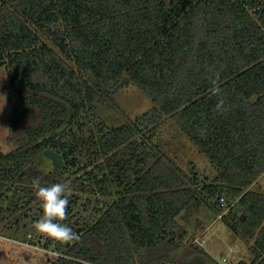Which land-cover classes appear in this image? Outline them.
I'll use <instances>...</instances> for the list:
<instances>
[{
    "label": "trees",
    "instance_id": "obj_1",
    "mask_svg": "<svg viewBox=\"0 0 264 264\" xmlns=\"http://www.w3.org/2000/svg\"><path fill=\"white\" fill-rule=\"evenodd\" d=\"M0 65L16 94L15 147L0 150V239L26 219L9 239L51 250L47 264H222L188 244L178 221L199 201L248 243V259L233 264H264V193L254 189L264 173V0H0ZM129 81L154 104L134 119L112 99ZM99 100L120 125L100 116ZM85 114L93 126L82 137L72 126ZM164 116L216 167L212 182L199 188L157 149ZM47 149L62 164L43 172ZM34 181L69 186L58 222L78 240L39 232L30 242L43 216Z\"/></svg>",
    "mask_w": 264,
    "mask_h": 264
},
{
    "label": "rangeland",
    "instance_id": "obj_2",
    "mask_svg": "<svg viewBox=\"0 0 264 264\" xmlns=\"http://www.w3.org/2000/svg\"><path fill=\"white\" fill-rule=\"evenodd\" d=\"M9 80L10 75L7 69L0 65V104H3V107L0 108V150L3 152H9L15 147L13 143L7 140L9 121L16 96L15 92L10 89ZM112 99L117 104L119 111L133 119L154 106L151 99L131 81L112 94ZM95 107L108 125L116 126L123 122L122 116L115 111L110 103L99 100L95 102ZM83 124L84 128L93 126V121L89 114L82 116L72 126V130L82 137L85 135V130L82 128ZM158 124L156 132L151 136L154 144L157 145V149L169 157L185 175L196 182L199 188L212 182L218 170L211 164L207 156L187 135L177 129L169 116H164ZM37 162L43 172H49L55 168L53 160L45 153L40 154ZM254 189L264 193V173L257 179ZM115 190L117 192L114 195L117 196L123 189L122 186H115ZM201 190L204 191L203 189ZM213 201L216 202L215 197ZM215 217L213 211L199 201L184 209L179 215L178 221L187 227V243L191 244L192 239L200 231L212 224L208 232L210 233V238L205 240L204 249L206 251L219 262H222L223 258L226 259V263L222 262V264H233L236 260L248 259V243L239 240V238L237 239V236H233L234 234L222 224L220 217L213 221ZM199 220L202 221L201 225H197ZM27 222L29 220L20 219L18 224L10 226L6 233L8 238L2 237L0 239V264L48 263V256L53 253L51 250H42L40 247L25 243L18 244L13 239H9L10 236H22L27 230V225H25ZM28 231H32L30 233H32L33 238L30 242L36 244L34 242L39 239V231L36 228ZM193 262L196 264H212L207 258L202 256H195Z\"/></svg>",
    "mask_w": 264,
    "mask_h": 264
},
{
    "label": "clouds",
    "instance_id": "obj_3",
    "mask_svg": "<svg viewBox=\"0 0 264 264\" xmlns=\"http://www.w3.org/2000/svg\"><path fill=\"white\" fill-rule=\"evenodd\" d=\"M219 94V89L215 90ZM4 102V97H3ZM223 104L221 100L217 108ZM3 104H0V108ZM36 194L42 203L43 216L36 222L35 228L42 234L63 243L78 240L79 237L71 228L59 223L66 218L70 188L65 183H55L51 186H40L38 181H34Z\"/></svg>",
    "mask_w": 264,
    "mask_h": 264
},
{
    "label": "built area",
    "instance_id": "obj_4",
    "mask_svg": "<svg viewBox=\"0 0 264 264\" xmlns=\"http://www.w3.org/2000/svg\"><path fill=\"white\" fill-rule=\"evenodd\" d=\"M220 201H222L223 200V198H221V199H219ZM218 217H220V215L218 216ZM216 220V219H215ZM210 226H212V224L210 225ZM205 227L202 231H200L199 233H198V235H196L193 239H192V243L191 244H194V245H197V246H201V247H204V245H205V240L206 239H208V238H210L209 237V234L210 233H208L209 232V230H210V228L211 227ZM211 232V231H210ZM212 238V237H211ZM222 262L223 263H226V259H222Z\"/></svg>",
    "mask_w": 264,
    "mask_h": 264
},
{
    "label": "water",
    "instance_id": "obj_5",
    "mask_svg": "<svg viewBox=\"0 0 264 264\" xmlns=\"http://www.w3.org/2000/svg\"><path fill=\"white\" fill-rule=\"evenodd\" d=\"M45 154L48 155L57 165L62 164V158L59 154H57L52 149L45 150Z\"/></svg>",
    "mask_w": 264,
    "mask_h": 264
},
{
    "label": "crops",
    "instance_id": "obj_6",
    "mask_svg": "<svg viewBox=\"0 0 264 264\" xmlns=\"http://www.w3.org/2000/svg\"><path fill=\"white\" fill-rule=\"evenodd\" d=\"M233 235V234H232ZM233 236H235V235H233ZM236 237V236H235Z\"/></svg>",
    "mask_w": 264,
    "mask_h": 264
}]
</instances>
